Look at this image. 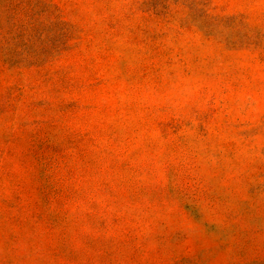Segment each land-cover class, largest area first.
Segmentation results:
<instances>
[{"label":"rangeland","instance_id":"1","mask_svg":"<svg viewBox=\"0 0 264 264\" xmlns=\"http://www.w3.org/2000/svg\"><path fill=\"white\" fill-rule=\"evenodd\" d=\"M0 264H264V0H0Z\"/></svg>","mask_w":264,"mask_h":264}]
</instances>
